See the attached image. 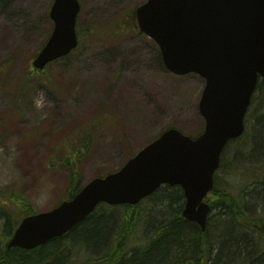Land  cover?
I'll list each match as a JSON object with an SVG mask.
<instances>
[{"label": "rangeland", "instance_id": "1", "mask_svg": "<svg viewBox=\"0 0 264 264\" xmlns=\"http://www.w3.org/2000/svg\"><path fill=\"white\" fill-rule=\"evenodd\" d=\"M54 1L0 0V200L24 197L38 213L54 209L67 188L70 174L57 155L94 123L101 128L79 164L83 186L119 171L169 129L193 138L205 129L204 79L170 73L157 44L130 19L147 0H80L78 49L37 72L33 61L53 31ZM262 117L257 91L246 134L227 147L217 173L220 191L246 190L249 216L264 215V203L249 193L256 178L264 180V135L256 132ZM226 220L216 210L208 221L215 228Z\"/></svg>", "mask_w": 264, "mask_h": 264}, {"label": "water", "instance_id": "2", "mask_svg": "<svg viewBox=\"0 0 264 264\" xmlns=\"http://www.w3.org/2000/svg\"><path fill=\"white\" fill-rule=\"evenodd\" d=\"M79 0H55L53 32L33 62L43 71L79 46ZM139 31L158 46L165 68L176 76L204 79L197 138L169 129L119 171L87 183L71 200L21 221L8 249L32 251L62 238L97 208L137 206L163 186L180 187L183 217L205 231L227 145L241 138L260 80L264 82V0H147L135 10Z\"/></svg>", "mask_w": 264, "mask_h": 264}, {"label": "trees", "instance_id": "3", "mask_svg": "<svg viewBox=\"0 0 264 264\" xmlns=\"http://www.w3.org/2000/svg\"><path fill=\"white\" fill-rule=\"evenodd\" d=\"M130 19L135 20L134 13ZM257 91L264 101L263 81ZM260 121L256 132L264 135V117ZM96 124L57 155L70 174L61 201L73 199L83 188L79 164L101 128ZM219 181L216 176L215 188L205 199L212 211L219 210L227 219L218 227L212 228L208 221L202 231L185 220L182 189L164 186L137 206L101 205L62 238L32 251L8 249V244L21 220L37 213L34 207L20 196L0 200V264H264V215H247L242 202L246 190L240 196L220 191ZM254 181L249 193L264 203V180ZM10 203L18 207L22 219L9 213Z\"/></svg>", "mask_w": 264, "mask_h": 264}, {"label": "clouds", "instance_id": "4", "mask_svg": "<svg viewBox=\"0 0 264 264\" xmlns=\"http://www.w3.org/2000/svg\"><path fill=\"white\" fill-rule=\"evenodd\" d=\"M40 103H41V101H37V106H39V105H40Z\"/></svg>", "mask_w": 264, "mask_h": 264}]
</instances>
